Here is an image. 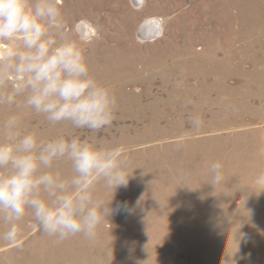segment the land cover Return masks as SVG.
<instances>
[{
	"label": "rangeland",
	"instance_id": "1",
	"mask_svg": "<svg viewBox=\"0 0 264 264\" xmlns=\"http://www.w3.org/2000/svg\"><path fill=\"white\" fill-rule=\"evenodd\" d=\"M60 1L64 32L72 36L75 26L86 56L94 50L104 64H117L114 68L123 65L119 57L132 61L135 77L115 83L114 89L120 88L115 97L147 106L136 111L116 109L112 124L98 132L75 129L70 123L51 125L42 119L45 123L33 121L39 124L35 133L44 141L78 137L102 147H119L133 174L128 187L115 191L97 185L95 195L106 207L111 200L113 208L117 202H127L133 211L105 215L91 240L77 234L58 241L42 232L29 210L14 222L19 229L14 242L0 238V264H39L35 260L39 255L61 253L67 255L61 263L49 258L40 263L152 261L163 242L171 259L167 264H206L195 261L196 247L187 240L190 233L208 238L210 248H216L209 253L211 258L221 261L223 254L230 256L223 264H264V191L254 183L264 173V134L256 133L264 131V98L254 93L264 87V0L247 1L246 21L235 20L226 42L215 38L219 45L212 51L215 64L203 61L216 47L209 33L227 20V12L213 8L216 0ZM234 6L228 12L236 16L245 4L237 1ZM149 18L163 20V31L155 38L141 33ZM83 24L86 30L80 28ZM184 24H195V34L185 33ZM191 35L194 43L189 53L184 45ZM6 47L0 44V51ZM161 52L170 55L156 66L151 61ZM189 55L198 62L190 61ZM12 86L10 78L0 85V94ZM24 99L17 97L13 106L0 105V115L24 105ZM195 117L202 120L199 128L192 122ZM32 131L24 128L23 132ZM215 162L223 166V180L214 188L209 182ZM54 167L65 178L72 174L66 160ZM10 226L0 212V234Z\"/></svg>",
	"mask_w": 264,
	"mask_h": 264
},
{
	"label": "clouds",
	"instance_id": "2",
	"mask_svg": "<svg viewBox=\"0 0 264 264\" xmlns=\"http://www.w3.org/2000/svg\"><path fill=\"white\" fill-rule=\"evenodd\" d=\"M64 28L57 0H0V44L8 45L0 51V85L10 78L13 85L0 94V105L13 106L22 96L52 125L68 122L75 129L98 132L115 119L117 99L92 74L75 26L72 36ZM192 122L196 128L202 125L199 117ZM21 128L15 115L2 126L0 212L11 226L0 238L14 242L19 236L14 222L29 210L42 232L58 241L77 234L91 240L105 215L132 213L127 202L113 208L111 200L106 207L95 195L97 185L115 191L128 187L133 174L119 147H102L78 137L44 141ZM61 160L71 167L67 178L54 167ZM222 167L220 162L210 166L209 184L214 188L223 180ZM254 183L264 191V173ZM227 259L223 254L221 264Z\"/></svg>",
	"mask_w": 264,
	"mask_h": 264
},
{
	"label": "bare ground",
	"instance_id": "3",
	"mask_svg": "<svg viewBox=\"0 0 264 264\" xmlns=\"http://www.w3.org/2000/svg\"><path fill=\"white\" fill-rule=\"evenodd\" d=\"M62 1V0H61ZM60 1V2H61ZM242 2L245 4V6H241L240 7V13L237 14L236 16H234L232 14V12L230 13V11L228 12V10L231 8V6H233V9H234V4L235 2ZM247 1L248 0H216V2H213L214 3V7L215 9L218 10H221L223 12H227V22L225 21L224 23L221 22L217 28H216V32L214 33H209L211 40L214 42V45L216 46V43H215V38L217 39H220V40H223L224 42L227 41V35L229 33H232L235 29V20L237 19H241L242 21H246V18H247V15H248V9L246 6H248L247 4ZM259 2V1H258ZM209 3V2H208ZM201 5H204V4H201ZM212 6V5H210ZM209 7V6H208ZM201 8V7H200ZM211 8V7H209ZM210 10V9H208ZM64 11V10H63ZM207 11V10H206ZM69 12V11H68ZM205 12V11H204ZM235 12V11H234ZM152 18V17H151ZM147 19L143 24H142V28H141V33L143 34V37L144 35H146L145 37L146 38H155L156 36H158L162 31L163 29H161V23L163 20L159 19V18H153V19ZM260 20V19H259ZM245 23V22H244ZM243 23V24H244ZM211 24V23H210ZM87 25V24H86ZM189 25V24H188ZM83 26V27H82ZM82 26H80V28H84L85 29V25L83 24ZM223 26H225V28H223ZM259 26H262L263 27V24L259 25ZM89 28V27H88ZM90 29V28H89ZM221 29V30H220ZM253 29V28H252ZM256 29V28H255ZM183 30V29H182ZM90 31V30H89ZM184 32L185 31H191V33L193 32V34H195V32L197 30H195V24L192 25V26H189V27H186L185 24H184ZM237 31V30H236ZM179 33V32H178ZM186 33V32H185ZM208 33V32H207ZM243 34V32H242ZM241 35V34H240ZM149 36V37H148ZM186 36V35H185ZM196 37V36H195ZM238 37V36H237ZM186 39V38H185ZM240 40V39H239ZM192 42H193V35H191L189 38H187L186 42H185V51L189 52V53H192V50H191V45H192ZM194 43V42H193ZM213 45V47H214ZM171 46H172V43H171ZM219 45H217L216 47H214L211 52H209L208 57L206 58V60L203 61L204 64L206 63H214L215 61H217L216 59V55H214V53H212V51L215 49V51L217 50V47ZM225 47V46H224ZM223 47V48H224ZM171 48V47H170ZM168 49V48H167ZM209 50V49H208ZM168 52V51H167ZM186 52V53H187ZM169 53V52H168ZM171 53V52H170ZM173 53V52H172ZM183 53V52H182ZM188 53V54H189ZM196 53V52H195ZM194 53V54H195ZM175 54V53H174ZM177 54V53H176ZM187 54V55H188ZM170 54H167V53H163L161 52L159 55H157L153 61V62L156 66L157 64L158 65H161L163 64V62H166L168 57H169ZM185 55V54H184ZM183 55V56H184ZM192 55V54H191ZM182 56V54L180 55ZM190 56V55H189ZM192 56H195V55H192ZM204 56V55H203ZM107 57V56H106ZM105 57V58H106ZM116 57V56H115ZM197 57V56H196ZM88 58V61H89V64L91 66V71H92V74L96 77V79L98 81H100L101 83H104V84H109L110 85V89L112 90V92L114 93L115 90L116 92H120V88H117V89H114L115 87V83H119V82H124L126 81L128 78L127 77H132L136 74V69L134 67V65L131 63L132 61H129V62H126L124 60H126L125 58H120L119 57V64H123L121 67H117V68H114V66H117L114 65H111L110 61H109V58L106 59L108 60L109 64H104V62L102 61V58L97 56L96 52L93 50L92 53L87 56ZM129 58V57H128ZM183 58V57H182ZM188 58V57H187ZM175 59V58H174ZM188 59H191L190 61H194L196 60V62H198V58H194V57H189ZM194 59V60H193ZM202 59V58H201ZM223 59V58H222ZM105 60V59H104ZM178 60V59H177ZM181 60V59H180ZM221 60V59H220ZM134 62V61H133ZM221 63V62H220ZM137 64V63H136ZM186 64V63H184ZM190 64V63H189ZM215 64V63H214ZM219 64V63H218ZM223 64V63H222ZM181 65V64H179ZM188 65V64H187ZM197 65V64H196ZM200 65V64H199ZM209 65V64H208ZM178 66V65H177ZM190 66V65H189ZM188 66V68H189ZM202 66V65H201ZM165 67V66H164ZM199 67V66H198ZM111 68V69H110ZM193 68V67H192ZM195 68V67H194ZM209 72H211L210 74L213 73V66H210L209 67ZM138 71V70H137ZM188 71V69H187ZM193 71V69H192ZM188 73V72H187ZM198 73V72H197ZM193 76V75H192ZM135 77V76H134ZM129 80V79H128ZM114 83V84H112ZM258 84V83H257ZM261 84V83H260ZM225 85V84H223ZM206 86V85H205ZM208 86V85H207ZM258 86V85H257ZM202 87V86H201ZM232 87V86H231ZM203 88V87H202ZM209 88L208 87H205L204 89L207 90ZM235 90L236 88L233 87ZM256 88V87H255ZM210 90V89H209ZM254 90V89H253ZM115 92V94H116ZM245 92V91H244ZM249 92V91H247ZM126 93V92H125ZM123 93V94H125ZM250 93V92H249ZM254 93H257V94H262L261 97L264 98V87L261 88V89H255L254 90ZM253 93V94H254ZM131 94V93H130ZM251 96V95H250ZM258 96V95H256ZM127 97V96H126ZM129 97V96H128ZM123 97H116L117 99V105H116V109H124L125 110H131V111H136L138 109H143V108H146V106L141 102L139 103L140 101L136 102V101H131L133 99H130L128 98L129 100L127 99H122ZM134 98V97H133ZM260 98V97H259ZM138 99V98H137ZM140 100V99H139ZM170 101V100H169ZM146 104V103H145ZM171 104V103H170ZM249 106V105H248ZM252 108V107H251ZM10 113L6 112L2 115H0V140H3L4 139V136H3V133H2V126H3V123L4 121H6L9 117L11 116H17L20 120H21V124H22V128H21V131L23 132L24 131V128H31L33 129L32 132H36V130L38 129L37 126H39L40 123H45V121L43 120H46L44 118L43 115H39V114H36L31 108H29L26 104L24 105H20L19 107L17 108H14L13 110L9 111ZM135 113V112H134ZM43 119V120H42ZM34 120H38L39 121V124L36 126L33 125V121ZM47 121V120H46ZM48 122V121H47ZM49 123V122H48ZM64 123H68V122H64ZM50 124V123H49ZM69 124V123H68ZM52 125V124H51ZM56 125H59V124H56ZM61 125V124H60ZM36 129V130H35ZM256 131V130H255ZM257 134H264V131L262 130H259V131H256ZM37 134V133H36ZM151 137V136H150ZM241 137L243 138L244 135L240 136L239 139H241ZM144 138V137H143ZM63 173V172H62ZM103 189V188H102ZM114 190V189H113ZM103 191V190H102ZM110 191V190H109ZM118 193V191H117ZM192 230H200V229H189L190 232H193ZM195 232H198V231H195ZM235 232V231H234ZM244 232V231H243ZM252 232V231H251ZM241 233V232H240ZM246 233V232H245ZM253 233H255L253 231ZM248 234V233H247ZM241 236V235H239ZM245 236V235H244ZM235 237V236H234ZM242 237V236H241ZM247 237V236H246ZM254 237H252L251 240H253ZM177 240V239H176ZM187 240L189 241L190 240V244H193L194 245V249L196 251V255L197 256V260H195L196 262H199V261H204L206 264H213L212 262H215L216 263V259H214L213 257L211 258L210 256V252L213 251V249H216V248H210V241L208 240V238H206L205 235H201L199 233H190ZM229 240V239H228ZM249 240V239H248ZM256 240V239H255ZM180 241V240H179ZM226 241V240H225ZM187 243V242H186ZM179 245H183L182 242H180ZM185 245V244H184ZM199 245H201L202 247H200ZM35 246V245H34ZM164 242L161 243V247H158V249L156 250V254L154 255V259L152 261H143V259L139 258L134 262H130L129 264H167L169 260L171 259H168L169 255L167 253V249H164ZM188 246V245H187ZM28 248L30 247V244L27 246ZM153 247V246H152ZM31 248V247H30ZM155 248V247H154ZM183 248V247H182ZM199 248V249H197ZM251 250V249H249ZM203 252V253H202ZM39 253V252H38ZM212 253V252H211ZM39 255V254H38ZM52 256V255H51ZM67 255H64L63 253L61 254H56V255H53L52 257H49V255H39L38 257L35 258V260H37L39 262V264H41L40 262L41 261H48V258L51 260V261H55L56 263H61L60 262V259H65ZM203 256V257H202ZM230 256H228V259L229 260ZM194 261V262H195ZM217 262H220L221 261H217ZM190 262H188L189 264ZM220 263H216V264H220ZM22 264H25V262H23ZM187 264V263H185Z\"/></svg>",
	"mask_w": 264,
	"mask_h": 264
}]
</instances>
